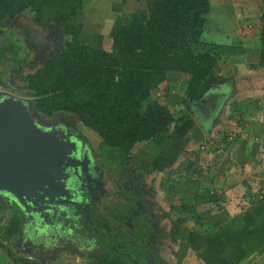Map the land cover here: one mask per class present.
Instances as JSON below:
<instances>
[{"label":"trees","instance_id":"1","mask_svg":"<svg viewBox=\"0 0 264 264\" xmlns=\"http://www.w3.org/2000/svg\"><path fill=\"white\" fill-rule=\"evenodd\" d=\"M86 1L0 0V30L27 13L36 25L70 26L81 18ZM145 1L146 9L113 17L108 32L110 51L71 39L33 72L20 75L22 95L28 99L31 111H36L41 118L73 116L81 126L97 135L99 148L119 151L122 163L129 162L140 179L147 174L148 164L134 158V146L165 136L173 123L174 128L180 127L193 113V104H198L217 87L232 82L234 77L233 59L221 56L219 46L201 43L210 0ZM259 21L257 62L248 65L253 71H264V0ZM4 50L5 56L0 54V61L8 69L9 56L16 51L12 47ZM14 64L20 74L22 60ZM224 67L231 70L226 72ZM1 73L0 85L9 89ZM174 75L183 79L180 101L176 102L183 109L178 116L152 98L154 91L165 98L172 94L175 86L169 77ZM222 141L231 144L229 136L223 135ZM109 157L112 156L104 154V160ZM190 166H194L193 162ZM218 198L214 194L209 202L217 203ZM256 201L254 205L264 202V196ZM4 207L0 202V213ZM226 221L224 217L207 229L222 230ZM20 222V215L14 212L3 231L0 229L2 252H7L12 264H42L21 258L3 245L2 242L16 235ZM183 222L181 217L174 219L172 241L180 239L189 249L191 246L181 230ZM10 242L7 244L11 245ZM228 261L241 264L240 260ZM89 263L127 264L110 255L105 258L91 255Z\"/></svg>","mask_w":264,"mask_h":264},{"label":"rangeland","instance_id":"2","mask_svg":"<svg viewBox=\"0 0 264 264\" xmlns=\"http://www.w3.org/2000/svg\"><path fill=\"white\" fill-rule=\"evenodd\" d=\"M244 1L260 2V0ZM244 1L210 0V11L206 16V26L201 36V43L205 44L206 46L217 45L221 48V56L225 55L228 58L233 59V74L236 75L233 77L232 82L217 87V91L211 93L210 97L208 95V101H218L219 107L220 105L227 107L228 104H230L228 103L229 99L232 103L238 93L252 95L249 97L254 101V103L252 104V114L251 116H247L246 120L244 117V120L246 122L245 127H247V130L241 129L238 132V136L240 137H248L257 133L256 129L258 130L260 128L261 131L264 129V71L252 70L250 72L248 70V65L253 64L252 62L254 60V57L252 55L257 56V52L260 46L257 37L260 21L258 15L257 19L256 16L253 15V13L246 12V10H249L248 8L240 9V7L246 4L244 3ZM146 7L147 5L145 0H87L83 5L81 18L77 23L67 27L61 28L45 24L36 25L32 22V20H30L31 18L28 13L17 17L12 21H9L0 30V54L5 56L4 47H12V49L14 48L16 52L12 53V56H9L10 58L8 59L7 64L10 63V67L8 66V69L7 67L5 69L0 61V72H2L1 78H3L4 82L10 86L9 89H5L0 85V94L5 91L15 97H19L27 101L28 99L22 95L23 83L21 82L20 75L24 76L33 72L40 66L41 63L47 60V58H49L52 53L60 49V47L66 42L71 41V39H75L79 42L91 45L97 49L110 51L111 43L108 39V32L110 30V26H112L113 17L117 15L133 13L137 10H143L146 9ZM252 10L253 9H250V11ZM254 19L256 21H254ZM25 39H27L26 42ZM28 43L32 45V47H29ZM25 52H27L28 54H26ZM17 60H22L23 62V66L21 69L22 71L20 72V74H18L19 67L15 66L14 64L15 62H17ZM224 69L226 72L231 70L228 67H224ZM169 79H171V84L175 86L172 94L168 98H165L159 92L154 91L152 93V98L160 101L161 103H164L175 116H178L180 114L179 111L182 107L180 105H177L176 102L180 101L179 97L181 96L180 90L183 79L180 75L170 76ZM247 99L248 97H246L244 100H241V102L243 101V103L245 102L244 104H247ZM245 114L249 115V113ZM197 115L199 116V119L197 116L196 119H198L199 123L203 124L202 117L199 111L197 112ZM80 130L84 133L85 137L88 138L86 139L91 141L92 146L96 148V151L101 154V157L103 159L104 154L107 156H112L114 158V161H112V157L105 159V164L111 167H117V172L118 170L120 171L127 168L129 162L122 163V156L119 151L108 150V148L105 147L99 148L98 144H100V141L94 132L84 128L81 125ZM194 131H196V125L193 124L192 121H186V124L184 123L178 128H174V123L171 124L167 135H170L171 133L173 136H176L175 139L177 140L174 141L175 145L177 144V146L181 147L182 144H184L183 140L185 136H191ZM224 131L226 132V129H224ZM219 132L218 130H213L210 133L208 132V134L206 135V139L198 137L197 139H195L194 147L199 144L197 148L201 149L199 151L206 155L207 158L203 160V163L206 164V161L210 163L209 159L212 158L213 163L211 165L213 166L214 163H218L217 167L221 170L224 169L226 164L231 165L233 163L232 160L234 159V151L232 146H225L220 144L223 133L219 134ZM226 135L224 133L225 137ZM227 136H229L230 140L233 141L237 136V132H229ZM255 139L256 138H254V141ZM165 163L167 164L166 160ZM155 164H157L156 167L158 169L150 174V178H152L151 180L153 181L155 180L153 185L154 188H157L158 190L159 199L157 198V200L160 202H163V199H168L169 201L174 200L176 203L175 206L178 208L181 207V202H187L188 199H190L188 194L192 192V187L187 186L185 189L183 186V179H185V177H190V175H187L186 173L176 172L178 177H175V179L177 185L179 184L178 199L180 201L178 202L180 203H178L175 199L176 195H174L173 190L169 191L166 189V186L168 184L166 181H161L164 186H161V184L160 187H156L159 182L157 179L158 171H162L166 166H164V160L161 158H158V162ZM211 172H215V169L212 167ZM202 174L204 175V173L200 169V176H202ZM260 175L263 177H259V180L256 179L253 181H257L258 184L262 185L264 179L262 180V183H260V181L262 178H264V173L261 172ZM191 177L193 178V180H191L192 184L200 183V180L202 181V179L199 178L198 173H195V175L193 174ZM147 181L148 183H150L148 179ZM257 183H255V185H258ZM197 193V201H193L194 205L192 206L191 213H185L182 210L180 212L173 211L169 216L170 221H164L163 223L168 226V224L171 223V219L181 217L182 219H184V222L181 225V230L184 234H188L191 231L190 227L188 226L194 224L192 223L193 221L191 219H194L197 214L201 213V211L213 213L212 211H214V209L220 210L222 208L226 211H228L229 208H238L239 210H243L244 208L249 207L252 203V205L258 203L256 200L254 202H247L246 198L244 197L242 199L236 197L234 200H231L232 202L230 201V203H232L231 205L230 203L226 204V200L224 198L222 206L219 205L218 207H212L210 205L200 203L202 199L205 201V197L208 200L206 194H201L202 191H198ZM182 195H184V198ZM10 208L12 207L9 206V209ZM1 214L3 215L2 223L6 226L8 224L10 213L2 212ZM113 239L120 241V236H114ZM123 242L125 243L126 247L129 248L130 244L126 243L125 241ZM123 242L122 244L124 245ZM164 248L166 249V251L164 250L165 255H163L164 257H162V259L165 258V261L168 264H201V260L194 259L190 250L186 248L185 244L180 239L172 242L168 241ZM109 250H104L105 254L108 252L107 255L104 256V258L108 255H110V257H113L111 254L112 251ZM38 259L43 260L44 258L39 256ZM69 259L73 261L74 264L83 263L82 261L79 262L74 253L69 254L68 258H64V260L67 261H69ZM116 259L122 260L127 264H132L130 261L127 262V260L122 258L116 257ZM41 263L54 264L53 262L50 263L49 261L45 260L41 261ZM58 263L61 262L58 261ZM157 263L158 262L154 264Z\"/></svg>","mask_w":264,"mask_h":264},{"label":"crops","instance_id":"3","mask_svg":"<svg viewBox=\"0 0 264 264\" xmlns=\"http://www.w3.org/2000/svg\"><path fill=\"white\" fill-rule=\"evenodd\" d=\"M244 3L246 4L240 7V9L248 8L249 10H246V12L253 13L256 18L257 15L258 18L260 17L262 12V0H260V2L244 1ZM250 9L253 10L250 11ZM254 21L256 20L254 19ZM252 56L254 57L252 63H256L257 56ZM248 70L250 72L252 71L251 69ZM215 91H217V89ZM211 93L207 94L198 104L196 103L192 105L193 113H191L190 118L186 121H192L193 124L196 125V131H194L191 136H185L183 140L184 144H182L181 147L177 146V144L175 145L174 141L177 140L175 139L176 136H173L170 133V135L166 134L165 136L156 137L149 141L138 143L132 150V155L138 162L144 161L148 164L146 171L147 174L143 179H140V181L144 182V187H148V189L151 190L153 202L156 204L157 208L165 212L168 217L173 211L177 212L178 210L181 211V209L185 213H191L192 206L194 205L193 201H197L196 196H198V191H202L201 194H206L208 198L207 200L205 197V201L202 199L200 202L201 204L218 207L219 205H223L222 202L224 201V198L226 204H229L230 201L234 200L236 197L239 199H242L243 197L246 198L254 194L256 191L264 189V182L262 181L264 178L260 181V183L263 182L262 185L258 184L257 181H253L256 179L259 180V177H263L260 175L261 172L264 173V129L262 131L260 128L258 130L256 129L257 133L248 137L238 136V132L241 129L247 130V127H245V120L247 119V116H251L252 114V104L254 101L249 98L252 95L238 93L232 103L229 99L228 103L230 104H228L227 107L220 105V109L218 101H208L207 98L210 97ZM246 97H248L247 104H244L245 102L243 103L241 100H244ZM198 111L202 117L203 124L198 121ZM245 113H249V115ZM196 116L198 119H196ZM186 121L184 122L185 124ZM224 129H226V132ZM213 130H218V132L220 131L219 134L223 133V135L224 133L225 135H228L229 132H237V136L233 140L234 142L229 139L231 144L223 141L220 142L222 145L232 146L234 151L233 163L231 165L226 164L224 169L221 170L217 167L218 163H214L213 166L211 165L213 163L212 158L209 159L210 163L206 161L207 165L203 163V160L207 158L206 155L199 151L201 149L197 148L199 144L194 147L195 139L198 137L206 139L208 132L210 133ZM254 138H256L255 141ZM158 158L164 160V166L166 167L163 168L162 171H158L157 179L159 182L156 187H160L162 184L161 181H166L168 183L166 189L169 191L173 190L177 202L180 200L178 199L179 184L177 185L175 179V177H178L176 172L186 173L187 175H190V177L193 174L195 175V173H198L199 178L202 179V181L200 180V183L197 184H192V177H185V179H183V186L185 189L187 186L192 187V192L188 194L190 199H188L187 202H181L180 204L181 207L182 205H185V209L176 207L174 200L169 201L168 199H163V202L157 200L158 190L157 188H154L153 184L155 180H151L152 178H150V174L158 169L156 167L157 164H155L158 162ZM165 160L167 161V164L165 163ZM192 162L194 166H190ZM128 167L133 169L132 165H127V168ZM195 167L199 168L196 169ZM211 167L215 169L214 173L211 172ZM200 169L204 173L202 176H200ZM147 179L150 183H148ZM255 183L258 185H255ZM161 186L164 185L162 184ZM108 187H110L112 192H115L113 186L109 183ZM214 194H217L219 197V202L217 203L209 202V200H211L210 197L214 196ZM182 196L184 198V195ZM111 198V203L109 202V205H106L107 211H103V215L96 217L94 220L95 225L93 227L96 231L92 230L89 234H84L83 237L79 239L80 241H86V244L84 242L83 244L81 243V246H79L80 253L74 254L79 262H83L82 264H91L89 263L91 255L101 258L104 257L107 255L104 250L108 251L114 246V244H116V241L113 238L111 239V237H114L115 235H110L109 233L107 235V232H110L111 230L113 233L115 231L121 232L119 230V225L116 223L117 218L119 217L118 214L121 215L122 212L119 207H123V205L117 203V197L114 198L111 196ZM230 204L232 205V203ZM4 206L3 212H8L10 215L16 212L12 208L9 209V206L6 203H4ZM212 212L213 213L201 211V213L197 214L194 219H191L194 224H191V226L187 225L190 227L191 231L188 234H184V236L187 238V241L191 246L189 250L194 259H200L201 264H229L228 260L233 259L237 262L240 260L241 264H264V202L248 209L244 208L243 210L229 208V210L226 211L222 208L220 210L214 209ZM224 217L227 218V221L223 225L224 228L222 230H213L215 228L211 230L207 229L208 227L217 224V222L221 221ZM110 218L111 220H109ZM2 222L3 218L0 220V229L3 231L5 225H3ZM20 223L16 235L9 238L11 242L9 240L2 242L9 251L26 260H35L39 262L45 260L50 263L53 262L54 264H74L70 259L69 261L64 260L65 257H69V254L66 253L65 255V253H62L60 255V251L55 253V256L52 259L44 256L43 260H39L40 258H37L36 252H49L51 249L49 246L55 244L58 239H60V235L57 239H53V237L47 238V234H37L34 236L31 235L26 221L23 220ZM51 234L52 233H49L48 236H53ZM69 235H71V232L66 233V236ZM98 239H102L101 242L103 243H97ZM18 240L21 241V249H14L12 247L13 243ZM89 240L92 241V244H90L92 247L87 245L89 244ZM33 241L38 242L42 247L38 246L36 251H34L31 249ZM80 241H78L79 245ZM8 242H10L11 245L7 244ZM82 246H87V248L84 249ZM92 248L96 254L90 252V249ZM118 250L122 251L123 249L122 247H119ZM58 261L61 263H58ZM0 264H12L7 252H2L1 248Z\"/></svg>","mask_w":264,"mask_h":264},{"label":"flooded vegetation","instance_id":"4","mask_svg":"<svg viewBox=\"0 0 264 264\" xmlns=\"http://www.w3.org/2000/svg\"><path fill=\"white\" fill-rule=\"evenodd\" d=\"M26 40L27 39H25V42ZM28 45L29 47H32L29 43ZM4 93L8 92L4 91L0 96ZM36 119L41 127L50 126L62 132L67 130L70 133L69 139L75 144V151L72 157H76L77 160H82V156L85 155L88 160V163L86 164L88 171L87 177L83 172L79 171L82 170L79 166L78 178L76 179L71 175L73 176V185L77 186L73 191H69V196L70 198L72 197L71 199H74V197L77 198L80 195L82 196V201L84 203L81 206L82 208L77 209V214H79L78 221L75 224L68 226V229H71V235H61L64 233H61L59 230H53L51 232V235L53 236H48V233L47 238L53 237V239H57L60 235V239H58L55 244L49 246L51 248L49 252L39 251L36 252L37 256H45L52 259L55 256V253L59 251L60 255L62 253H80L79 246H81V243L83 244V242L86 244V241H80L79 239H81L84 234H89L92 230L96 231L93 227L95 225L94 220L96 217L103 215V211H107L106 205H109V202L111 203L110 199H112L111 196H113L114 198L117 197V203L122 204L123 207H119L122 212L121 215L118 214L119 217L117 218L116 223L119 225V230L121 232L115 231L113 233L112 230L107 232V235L109 233L110 235L120 236V241L115 240L116 244L110 249L112 251V256L125 259L132 264H154L156 262L159 264H168L165 261L166 259H162V257L165 255L164 250L166 251V249L164 247L166 243H168V241L172 242L171 232L174 218L171 219V223L168 224L169 227L163 223L164 221H170V218L165 212L157 208L156 204L153 202L151 190L148 189V187H144V182L140 181V177L137 178V176L140 175L136 174L133 169L129 167L124 170H118L117 172V167H111L105 164L101 154L96 151L94 146H92L91 141L87 140L88 138L85 137L84 133L80 130V124L73 116L56 115L53 118L37 117ZM64 173H67V180L65 178V180H61V182L64 183L63 186L65 189H68L67 183L70 179H68L67 170H65ZM80 179H85L83 187L82 184L81 186L78 184L80 183ZM61 182L59 181L60 184ZM108 183L113 186L115 192H112L110 187H108ZM60 184L53 185L50 189V194L56 195L61 192L59 190L61 186ZM0 202L11 206L12 209L20 215L21 219H24L22 211L14 203L9 202L3 197H0ZM109 220H111V218ZM64 228L65 227L62 228V232L66 230V228ZM30 230L32 231V229ZM112 238L113 237H111V239ZM19 241L20 240L13 243L12 247L14 249L21 248L22 244L21 241ZM78 241H80V245L78 244ZM101 241L102 239H98L97 243ZM123 241L130 244L129 248L126 247ZM88 242L89 244L87 245L92 247L90 245L92 244V241L89 240ZM38 246L42 247L38 242L33 241L31 249L36 251ZM119 247H122L123 250H118ZM82 248L86 249L87 246H82ZM90 250L91 253L96 254L93 248Z\"/></svg>","mask_w":264,"mask_h":264},{"label":"water","instance_id":"5","mask_svg":"<svg viewBox=\"0 0 264 264\" xmlns=\"http://www.w3.org/2000/svg\"><path fill=\"white\" fill-rule=\"evenodd\" d=\"M37 117L26 100L9 93L0 96V197L22 211L24 219H20L32 229L31 235L59 230L66 236L71 231L68 226L79 219L77 209L84 204L82 196H69L77 186L72 177L78 178V166L88 176V160L85 155L82 160L72 157L75 144L67 130L41 127ZM65 170L70 179L68 189L61 182L67 180ZM84 180H79V186L83 187ZM57 184L61 192L50 194L51 187Z\"/></svg>","mask_w":264,"mask_h":264},{"label":"built area","instance_id":"6","mask_svg":"<svg viewBox=\"0 0 264 264\" xmlns=\"http://www.w3.org/2000/svg\"><path fill=\"white\" fill-rule=\"evenodd\" d=\"M230 139V138H229ZM264 196V189L256 191L253 195L246 197L247 202H254L255 200Z\"/></svg>","mask_w":264,"mask_h":264}]
</instances>
